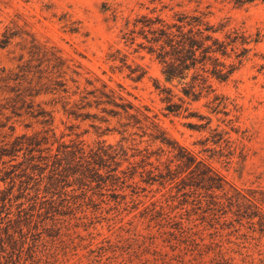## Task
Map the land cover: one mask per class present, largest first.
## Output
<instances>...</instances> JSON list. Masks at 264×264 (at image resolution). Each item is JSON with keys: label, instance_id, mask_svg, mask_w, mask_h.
I'll use <instances>...</instances> for the list:
<instances>
[{"label": "rangeland", "instance_id": "374dc122", "mask_svg": "<svg viewBox=\"0 0 264 264\" xmlns=\"http://www.w3.org/2000/svg\"><path fill=\"white\" fill-rule=\"evenodd\" d=\"M152 9L165 17L173 11L207 12L212 23H226L221 36L232 29L244 34L247 43L236 51L249 48L227 80L212 79L213 91L197 101L186 99L176 112L165 109L160 89L181 95L178 88L163 82L153 57L121 38L126 19ZM15 25L79 63L80 89L85 78H99L146 108L167 137L202 158L226 184L223 190L210 188L148 134L133 128L135 135H123L117 118H110L108 131L106 123L67 117L58 106L52 125L58 138L80 135L85 155L94 156L88 148L101 146L111 157L93 171L74 164L77 175L72 167L64 178L44 179L39 191L30 186L21 194L19 181L10 190L9 180H0V189L6 188L0 198L11 191L7 211L16 238L14 249L8 244L0 251V264H264V232L240 221L230 198L233 188L247 195L264 191L263 1L237 6L229 0H0V38L6 26ZM18 40L0 48V73L17 64L23 53ZM109 54H125L126 64L141 65L144 76L134 81L127 65ZM224 61H234V53ZM173 101L179 102L176 96ZM87 111L106 117L94 107ZM13 121L16 133L48 128L25 115ZM121 146L126 153H113Z\"/></svg>", "mask_w": 264, "mask_h": 264}, {"label": "trees", "instance_id": "16d2710c", "mask_svg": "<svg viewBox=\"0 0 264 264\" xmlns=\"http://www.w3.org/2000/svg\"><path fill=\"white\" fill-rule=\"evenodd\" d=\"M229 1L242 6L256 0ZM207 14L203 11H173L169 17H165L152 9L151 14L140 13L132 20L125 21L121 36L125 45H135L134 51L144 50L153 57L161 67L163 82L178 88L181 93H174L171 87L160 89V92L166 94L163 100L168 112H176L186 99L197 101L204 92L213 91L212 79L227 80L240 65L241 56L249 50L242 46L236 51L240 45L247 43L244 34L238 29H232L221 36L226 23H212ZM15 27L6 26L0 38V48H6L18 37V44L23 51L13 69L3 67L0 73V180L5 183L8 179L12 185L10 190L19 181L21 191H18L21 194L29 190L30 186H38L36 190L39 191L44 179L64 178L67 176L64 175L65 171L72 170V167L76 168L74 173L77 175L74 164L85 163L87 169L93 171L95 165L102 164L105 156L111 157V153L101 146L97 149L88 148V152L99 159V162H90L94 156L85 155V141L80 139V135H76V140L65 141L64 134L58 138L52 127L55 108L58 106L67 117L81 120L92 117L99 123H106L105 130L108 131L111 129L110 118H117V123L123 127V135H135L137 130L129 132V129L141 130L140 136L148 134L152 142L160 143V147L165 146L174 159L196 170L210 188L224 189L226 181L222 175L195 153L167 137L158 123L151 119L146 108L143 110L136 106L121 91L109 87L99 78H85L86 85L80 89L82 73L79 63L65 58L55 46L40 43L25 29L17 25ZM231 52L234 53V61L226 64L224 60L230 57ZM108 56L112 61L118 60L122 65H127L125 54L121 57L114 54ZM127 67L128 75L134 81L140 80L146 72L139 64H129ZM175 96L179 102L173 101ZM45 97H49L48 102ZM48 103L52 107L48 108ZM92 107L99 109L106 117L99 118L96 113L87 111ZM23 115L48 124V128L33 133H16L13 119ZM92 125L100 128V125ZM147 129L151 131L147 133ZM54 144H57L55 149ZM112 151L116 154L126 153L123 146L120 149L113 148ZM5 190L0 189V192ZM10 190L0 198V251H4L8 244L14 249L13 245L16 244V238L10 231V212L7 211L12 202ZM233 190L235 193L230 198L238 206L235 215L240 217V221L246 219L251 225H257L260 232H264V191L254 190L253 194L247 195L235 188ZM10 252L13 253V250Z\"/></svg>", "mask_w": 264, "mask_h": 264}]
</instances>
